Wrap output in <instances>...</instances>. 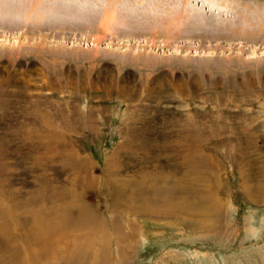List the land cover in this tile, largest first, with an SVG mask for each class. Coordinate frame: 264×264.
<instances>
[{"label": "rangeland", "instance_id": "obj_1", "mask_svg": "<svg viewBox=\"0 0 264 264\" xmlns=\"http://www.w3.org/2000/svg\"><path fill=\"white\" fill-rule=\"evenodd\" d=\"M85 250L264 264V0H0V264Z\"/></svg>", "mask_w": 264, "mask_h": 264}, {"label": "bare ground", "instance_id": "obj_2", "mask_svg": "<svg viewBox=\"0 0 264 264\" xmlns=\"http://www.w3.org/2000/svg\"><path fill=\"white\" fill-rule=\"evenodd\" d=\"M28 11H29V9H28ZM28 11H26V12H28ZM25 15H27V16H30V19H32L31 17H32V14L31 13H26ZM109 15H107V17H108ZM110 17V16H109ZM27 19H29L28 17H27ZM108 21V20H107ZM110 22V21H109ZM11 26V25H10ZM176 89V88H175ZM126 210L127 209H123V208H120L119 206H118V204H116V203H114V204H112L111 203V215H112V222H111V225H112V223H113V226H111L112 228H113V234L115 233V231H117L118 230V222H120L121 221V219H122V217H124V212L126 213ZM127 211H129V210H127ZM114 212H116V213H114ZM110 221V220H109ZM133 235H131V236H128L129 238H131ZM134 238V237H133ZM118 240L120 241V242H123L120 238H118ZM86 251L87 250H85V252L83 253V255L84 256H82V259H79V264H80V261H81V264H84V263H86L83 259H85V258H83V257H85V255H86ZM93 263V262H92Z\"/></svg>", "mask_w": 264, "mask_h": 264}]
</instances>
